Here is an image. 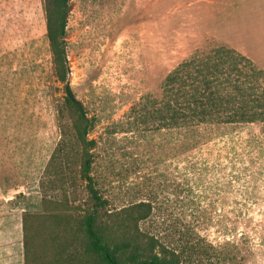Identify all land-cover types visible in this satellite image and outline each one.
<instances>
[{"label": "rangeland", "instance_id": "rangeland-1", "mask_svg": "<svg viewBox=\"0 0 264 264\" xmlns=\"http://www.w3.org/2000/svg\"><path fill=\"white\" fill-rule=\"evenodd\" d=\"M263 1L70 0L69 82L92 121L91 175L108 203L100 214L120 228L124 208L149 201L141 228L163 241L230 243L226 257L188 264H264V124L202 127L191 149L179 142L184 133L158 129L142 99L159 97L174 67L210 47L244 49L264 66ZM63 100L43 0H0V264L92 262L80 227L92 209L78 142L40 188Z\"/></svg>", "mask_w": 264, "mask_h": 264}, {"label": "trees", "instance_id": "trees-1", "mask_svg": "<svg viewBox=\"0 0 264 264\" xmlns=\"http://www.w3.org/2000/svg\"><path fill=\"white\" fill-rule=\"evenodd\" d=\"M43 9L53 74L63 85L64 100L57 109L60 140L49 159L40 188L45 190L51 182L52 169L69 156L78 142L84 155L81 176L86 182L91 199L89 209H92L80 223L86 251L92 258L90 264H188L193 257H226L228 253L223 246L229 245L228 242L215 247L199 235H185L181 242L172 245L142 229L141 223L153 213L149 201L124 208L120 228L109 226L103 219L99 209L108 203L91 175L90 151L94 143L88 141L87 135L92 121L69 82L66 25L70 0H43ZM141 105L146 116L157 121L159 130L184 133L179 142H187V147L192 149L200 143L202 127L264 124V70L234 48L210 47L196 51L174 67L163 79L159 97H144ZM46 199L47 195H43L42 205ZM27 215L23 218L24 233ZM24 249L27 253L25 242Z\"/></svg>", "mask_w": 264, "mask_h": 264}, {"label": "crops", "instance_id": "crops-1", "mask_svg": "<svg viewBox=\"0 0 264 264\" xmlns=\"http://www.w3.org/2000/svg\"><path fill=\"white\" fill-rule=\"evenodd\" d=\"M261 3H263V5H264V1L263 2H261ZM260 3V4H261ZM238 51L239 52H241L242 54H244L245 56H247L248 58H250L256 65L258 64L262 69H264V66H262L261 65V63H259L256 59H254L248 52H246L244 49H240V48H238ZM257 65V66H258ZM258 66V67H259Z\"/></svg>", "mask_w": 264, "mask_h": 264}, {"label": "bare ground", "instance_id": "bare-ground-1", "mask_svg": "<svg viewBox=\"0 0 264 264\" xmlns=\"http://www.w3.org/2000/svg\"><path fill=\"white\" fill-rule=\"evenodd\" d=\"M102 71V70H101Z\"/></svg>", "mask_w": 264, "mask_h": 264}]
</instances>
